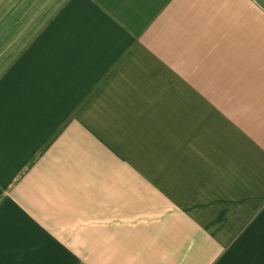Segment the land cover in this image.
<instances>
[{
  "label": "crops",
  "instance_id": "obj_1",
  "mask_svg": "<svg viewBox=\"0 0 264 264\" xmlns=\"http://www.w3.org/2000/svg\"><path fill=\"white\" fill-rule=\"evenodd\" d=\"M2 245L264 264V0H0Z\"/></svg>",
  "mask_w": 264,
  "mask_h": 264
},
{
  "label": "rangeland",
  "instance_id": "obj_2",
  "mask_svg": "<svg viewBox=\"0 0 264 264\" xmlns=\"http://www.w3.org/2000/svg\"><path fill=\"white\" fill-rule=\"evenodd\" d=\"M12 256V252H10L9 245H2L0 250V264H12V260H9V257ZM35 260L21 259L16 262V264H33Z\"/></svg>",
  "mask_w": 264,
  "mask_h": 264
}]
</instances>
